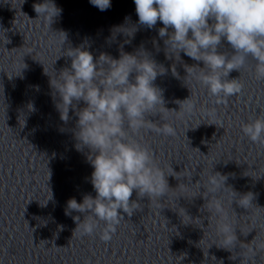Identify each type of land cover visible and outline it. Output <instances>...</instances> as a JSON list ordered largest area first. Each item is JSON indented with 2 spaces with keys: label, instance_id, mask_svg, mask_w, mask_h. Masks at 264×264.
I'll return each mask as SVG.
<instances>
[{
  "label": "clouds",
  "instance_id": "clouds-1",
  "mask_svg": "<svg viewBox=\"0 0 264 264\" xmlns=\"http://www.w3.org/2000/svg\"><path fill=\"white\" fill-rule=\"evenodd\" d=\"M90 3L100 11L111 7V0H90ZM134 3L140 25L152 29L158 21L163 24L158 34L164 39L166 56L180 57L183 52L193 60L203 62V68L187 66V76L203 84L217 102H224L241 91L243 85L239 79L227 77L231 71L243 68L249 58L256 63V78L264 80V0H134ZM33 8L37 19L43 17L49 27L62 13L53 0L34 4ZM124 28L121 25L117 29ZM119 32L133 37L135 30L130 34ZM222 39L234 49L230 58L218 52ZM66 56L71 58L70 68L62 69L55 82L50 79V84L59 94L57 108L61 120L68 121L70 109L78 117L74 131L76 148L78 151L88 149L87 158L94 169L90 182L96 196L85 195L82 203L70 198L65 215H71L73 211L83 214L82 221L80 216L73 217L77 223L74 232L78 231L82 236L93 235L102 223L100 238L108 241L124 219L118 210L131 216L140 209V199L147 196L150 202L160 201L169 190H174L169 187L168 176L181 181L175 189H189L187 183H182L185 177L180 176V172L171 167L166 174L149 149L130 138L126 131V126L133 132L145 127L148 123L146 114L158 106L168 110L164 107L162 90L153 83L166 70L143 48L134 53L121 50L119 59L104 54L94 59L83 46L70 48ZM81 101L85 106L79 108ZM188 107L190 110L192 105ZM155 131L166 136L175 135L174 128L167 124ZM242 132L253 143L264 145V114L243 124ZM226 180L227 177L219 172L210 171L207 186H201L207 195L200 192L190 199L203 196L206 201L203 207L217 217L216 231L223 238L219 247L230 250V246L239 241L236 228L215 196L221 185L227 188ZM134 191L137 199L131 200ZM232 192L237 197L236 203L248 209L253 194ZM181 217L183 223L185 217L193 220L185 210ZM195 220H200L202 227L201 219Z\"/></svg>",
  "mask_w": 264,
  "mask_h": 264
}]
</instances>
